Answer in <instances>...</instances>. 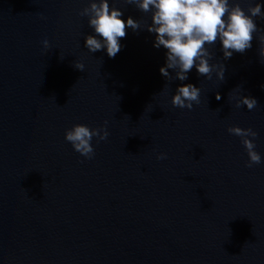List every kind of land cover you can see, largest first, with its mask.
<instances>
[{
    "label": "water",
    "instance_id": "95a60500",
    "mask_svg": "<svg viewBox=\"0 0 264 264\" xmlns=\"http://www.w3.org/2000/svg\"><path fill=\"white\" fill-rule=\"evenodd\" d=\"M90 2L0 0V264H264V19L245 53L211 49L224 81L194 67L170 82L167 50L146 29H127L115 58L90 53ZM109 4L151 23L127 0ZM189 83L201 103L173 107ZM243 95L258 106L237 108ZM105 121L91 160L65 140L75 124ZM230 126L259 133L261 164L246 166Z\"/></svg>",
    "mask_w": 264,
    "mask_h": 264
},
{
    "label": "clouds",
    "instance_id": "9594fccd",
    "mask_svg": "<svg viewBox=\"0 0 264 264\" xmlns=\"http://www.w3.org/2000/svg\"><path fill=\"white\" fill-rule=\"evenodd\" d=\"M127 3L144 14L151 13V23L132 17L125 22L121 19L123 11L117 7L110 8L109 0H91L90 5L80 12L81 17H88V25L95 33L85 37V47L90 53L106 49L109 58H115L121 51L120 40L127 36V29L131 28L134 32L146 29L155 34L153 46L167 50L166 65L160 68V73L170 82L188 80V73L194 67L200 76L211 80L215 72L217 78L224 81L226 65L222 62L210 63L215 56L211 49L219 41L224 60H229L234 53H245L252 47L254 34L261 31L254 18L264 19V5L258 2L254 5L249 3L247 10L230 0H127ZM260 41L264 43V35L260 36ZM42 43L45 49L50 48L47 39ZM74 67L80 71L85 69L84 63L79 61L74 63ZM169 69L175 71V76L170 74ZM236 89L243 90V87L237 86ZM200 97V88L191 83L183 84L177 88L171 103L173 107L192 110L194 104L201 103ZM216 99H221L219 93ZM258 104L256 98L243 95L236 99L235 106L246 105L248 110H253ZM107 124L105 121L103 126L95 128L75 124L66 130L65 140L82 157L91 160L96 154L93 139L96 138L99 143L106 141L110 135ZM227 131L241 138L248 155L247 167L262 163L261 154L256 151L257 131L239 126H230ZM166 158V153L157 155L158 160Z\"/></svg>",
    "mask_w": 264,
    "mask_h": 264
}]
</instances>
